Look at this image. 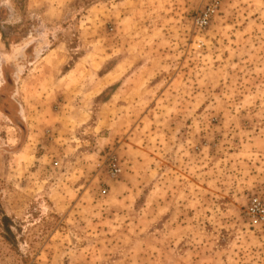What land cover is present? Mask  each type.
Segmentation results:
<instances>
[{
	"label": "rangeland",
	"instance_id": "1",
	"mask_svg": "<svg viewBox=\"0 0 264 264\" xmlns=\"http://www.w3.org/2000/svg\"><path fill=\"white\" fill-rule=\"evenodd\" d=\"M207 5L0 0V264H264V0Z\"/></svg>",
	"mask_w": 264,
	"mask_h": 264
},
{
	"label": "built area",
	"instance_id": "2",
	"mask_svg": "<svg viewBox=\"0 0 264 264\" xmlns=\"http://www.w3.org/2000/svg\"><path fill=\"white\" fill-rule=\"evenodd\" d=\"M226 0H208V5L202 11V13L196 18V23L200 27H206L210 24L214 15L218 12L221 5ZM119 169L117 168V164H112V175H117ZM246 215L248 217L250 226L256 229H260L263 232L264 239V197L256 195L252 197L250 200L247 209Z\"/></svg>",
	"mask_w": 264,
	"mask_h": 264
},
{
	"label": "trees",
	"instance_id": "3",
	"mask_svg": "<svg viewBox=\"0 0 264 264\" xmlns=\"http://www.w3.org/2000/svg\"><path fill=\"white\" fill-rule=\"evenodd\" d=\"M11 225H12V222L10 220L9 217L3 215L2 217V227L4 229V232H5V237L8 241H10V239L13 237V233L11 231Z\"/></svg>",
	"mask_w": 264,
	"mask_h": 264
},
{
	"label": "crops",
	"instance_id": "4",
	"mask_svg": "<svg viewBox=\"0 0 264 264\" xmlns=\"http://www.w3.org/2000/svg\"><path fill=\"white\" fill-rule=\"evenodd\" d=\"M129 173V172H128ZM122 179H123V177H122ZM161 179V178H160ZM161 231H163V230H161Z\"/></svg>",
	"mask_w": 264,
	"mask_h": 264
}]
</instances>
